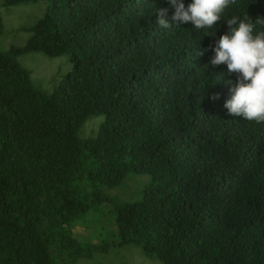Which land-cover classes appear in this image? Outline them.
Masks as SVG:
<instances>
[{"label":"trees","instance_id":"trees-1","mask_svg":"<svg viewBox=\"0 0 264 264\" xmlns=\"http://www.w3.org/2000/svg\"><path fill=\"white\" fill-rule=\"evenodd\" d=\"M46 1L25 46L0 52V264H74L106 250L66 226L128 174L149 180L114 208L117 246L135 243L161 264H264V122L228 114L236 76L209 63L226 20L255 22L264 0H237L206 30L175 25L172 11L159 27L166 0ZM28 52L69 55L52 93L19 65Z\"/></svg>","mask_w":264,"mask_h":264},{"label":"rangeland","instance_id":"rangeland-1","mask_svg":"<svg viewBox=\"0 0 264 264\" xmlns=\"http://www.w3.org/2000/svg\"><path fill=\"white\" fill-rule=\"evenodd\" d=\"M47 9L46 0L10 6L0 0V52L25 46L31 37L28 29L45 16ZM17 61L29 72L33 88L45 94L52 93L72 68L67 54L48 57L42 53L28 52L18 56ZM103 119V116L87 119L77 132L78 138L83 141L93 137ZM147 180L149 178L145 175L128 174L113 189L104 191L98 188L101 199L107 201L90 199L88 210L76 216L66 229L81 245H106L107 249L96 251L90 257L76 258L74 264H161L146 256L135 243L116 244L114 208L139 200ZM112 241H115V245H111Z\"/></svg>","mask_w":264,"mask_h":264},{"label":"clouds","instance_id":"clouds-1","mask_svg":"<svg viewBox=\"0 0 264 264\" xmlns=\"http://www.w3.org/2000/svg\"><path fill=\"white\" fill-rule=\"evenodd\" d=\"M168 7L159 10L156 20L161 28L172 26L166 19L172 11L175 25L191 23L197 30L215 28L225 11L237 0H166ZM140 15H143L141 12ZM228 31L215 41L210 49L214 56L209 63L214 66L226 64V75L235 74L236 81L229 80V98L224 107L229 115L242 117L257 124L264 122V31H256L257 25L264 26V17L253 22L248 17L232 16L226 20ZM207 36H215V33ZM204 51L199 54L203 55ZM218 99V95L213 97Z\"/></svg>","mask_w":264,"mask_h":264}]
</instances>
